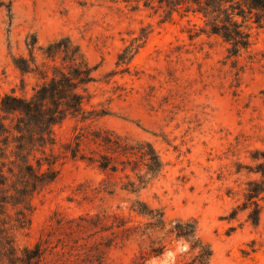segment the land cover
<instances>
[{"label":"rangeland","instance_id":"rangeland-1","mask_svg":"<svg viewBox=\"0 0 264 264\" xmlns=\"http://www.w3.org/2000/svg\"><path fill=\"white\" fill-rule=\"evenodd\" d=\"M162 16L116 0H0V96L19 94L12 57L27 56L32 35L37 47L68 37L95 67L85 109L109 108L112 114L87 129L150 142L163 163L139 199L162 210L166 222L194 219L211 248L209 264H264V201L256 227L244 213L228 220L247 181L260 178L248 170L255 164L251 153L264 151V25L252 26L248 53L232 67L219 39H189L200 21ZM141 30L143 47L127 67L116 68L117 54ZM110 72L116 74L108 77ZM31 86L25 78L27 93ZM82 128L65 120L54 128L58 144ZM134 199L120 190L117 177L66 159L57 180L33 198L29 232L17 236L18 246L38 243L40 264H130L149 241H120L124 234L112 222L118 215L129 225L144 223L128 211ZM165 245L163 255L146 264H177L186 248L168 240Z\"/></svg>","mask_w":264,"mask_h":264},{"label":"trees","instance_id":"trees-1","mask_svg":"<svg viewBox=\"0 0 264 264\" xmlns=\"http://www.w3.org/2000/svg\"><path fill=\"white\" fill-rule=\"evenodd\" d=\"M133 9L142 6L161 11L163 21L174 17L201 22L192 25L189 39L215 37L225 44V59L232 67L248 53L252 26L264 25V0H116ZM26 44L27 56L12 57L18 72L19 94L14 90L0 96V264H40L39 245L19 247L17 236L29 232L32 200L47 190L58 178L64 160H76L95 166L109 177H117L120 190L134 195L128 211L144 223L129 225L128 218L115 215L114 225L124 236L148 240L130 264H146L159 258L165 243L180 244L186 249L177 264H209L212 251L198 236L194 219L166 222L162 210L149 207L139 199L142 191L158 178L163 163L153 145L147 141H129L104 129H87L96 120L112 115L109 108H90L88 85L95 82V67L90 66L78 45L68 37H60L37 47L35 36ZM145 31L131 39L116 56V68L127 65L143 47ZM39 53L37 60L34 51ZM124 68L120 73L126 72ZM110 72L108 77L115 75ZM25 78L32 80L29 93ZM67 119L82 124L71 140L59 145L54 128ZM86 127V128H84ZM255 162L249 173L258 180H249L242 201L231 210L228 220L244 213L252 227L259 223L260 203L264 201V151L255 150ZM153 235H159L152 239ZM141 241V242H142Z\"/></svg>","mask_w":264,"mask_h":264}]
</instances>
